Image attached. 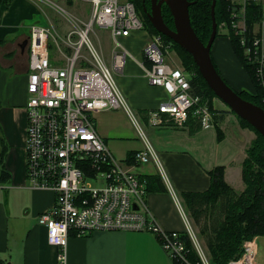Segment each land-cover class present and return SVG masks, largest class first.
Masks as SVG:
<instances>
[{
    "label": "built area",
    "instance_id": "built-area-1",
    "mask_svg": "<svg viewBox=\"0 0 264 264\" xmlns=\"http://www.w3.org/2000/svg\"><path fill=\"white\" fill-rule=\"evenodd\" d=\"M89 2L92 14L84 26L73 19L75 29L61 36L55 28L34 25L28 42L26 179L30 188L51 190L57 195L54 206L39 217V223L46 226L49 243L59 250L58 264H68L71 231L79 236L97 231L153 233L177 264H191L188 238L201 264H209L191 227L180 233L159 226L146 202L147 180L117 159L97 130V111L120 109L128 112L141 129L117 87L115 75L123 71L129 54L120 39L145 29L146 24L130 0ZM227 2L230 22L221 28H228L239 39L256 69L257 81L264 87V0ZM253 3L262 6V16L250 25L248 7ZM95 26L110 29L116 42L111 66L90 41ZM51 39L58 45L62 65L51 59ZM84 48L89 57L82 53ZM173 52L172 44L162 34L150 33L143 49L146 74L151 85L166 91L168 99L146 113L149 124L184 128L192 118L202 129H214L216 120L208 102L192 91L195 73L179 66ZM155 157L147 146L134 153L133 160L143 164ZM253 260L254 250L248 243L243 255L229 264H253Z\"/></svg>",
    "mask_w": 264,
    "mask_h": 264
},
{
    "label": "crops",
    "instance_id": "crops-1",
    "mask_svg": "<svg viewBox=\"0 0 264 264\" xmlns=\"http://www.w3.org/2000/svg\"><path fill=\"white\" fill-rule=\"evenodd\" d=\"M40 18H44L40 5L33 0H0V144L3 151L0 153H4L0 166L4 164L6 171L3 175V169H0V259L5 264H58L59 250L49 243L47 228L39 223V217L54 206L57 195L51 190L28 186L27 129L25 144L18 135L17 114L20 109L26 113L29 99L28 42L31 29L34 25L50 26L46 19L43 24L34 23ZM72 25L75 29L74 23ZM149 37L145 25V29L133 31L121 39L130 51L124 45L129 54L123 71L115 75L117 87L141 129H137L123 109L97 111L95 124L117 159L141 176L161 177L166 191L148 192L146 198L159 226L180 233H185L187 226L191 227L210 261L183 194L207 191L211 186L209 172L217 167L225 168L226 183L235 192L242 193L246 188L243 167L249 147L232 134L229 137L222 125L220 131L215 127L211 133L212 129L191 132L188 127H153L149 124L146 113L168 99L166 91L151 85L146 74L148 65L143 49ZM53 44L51 59L58 64L61 53L57 43L53 41ZM97 49L111 66L113 56L111 60L106 58L101 43ZM84 56L89 57L88 53ZM212 57L222 76L234 88L242 86L240 89H245L249 85V77L234 52L231 37H217ZM147 146L154 151L155 159L135 164L132 160L134 153ZM250 243L254 250L253 264H264V235L255 237ZM67 254L68 264H177L162 248L156 235L143 231H97L86 236L71 231Z\"/></svg>",
    "mask_w": 264,
    "mask_h": 264
},
{
    "label": "trees",
    "instance_id": "trees-1",
    "mask_svg": "<svg viewBox=\"0 0 264 264\" xmlns=\"http://www.w3.org/2000/svg\"><path fill=\"white\" fill-rule=\"evenodd\" d=\"M130 1L133 2L137 8H139V3H141V8L143 10L147 9L148 12L151 10V0ZM189 1L196 2L190 7L192 27L198 37L206 44L212 33V0ZM255 6L257 5L255 4ZM255 6L250 5L248 7V21H251V25L262 16V6ZM162 13L168 26L174 28L173 17L167 5L163 6ZM229 13V3L227 0H217L216 19L219 24L217 37L219 35L228 36L224 35V33L220 34L219 28L230 22ZM145 22L151 34L158 33L152 27L148 18ZM229 37L232 39L234 52L249 77V85L246 87L248 90L242 88L241 91H239L234 88L222 76L214 59L213 62L224 80L235 89L242 98L264 108V87L257 81L254 66L245 55V49L240 44L239 39L232 33L229 34ZM163 38L166 42L172 44L173 50L177 55L180 56L179 53H182L180 58L181 60L183 59L184 66L195 71V76L191 80L192 91L195 95H199L204 101L208 102L216 118L218 112L212 109V99L216 98V95L200 75L193 58L170 38L164 35ZM250 84L253 85L251 90L249 89ZM218 124L219 121L216 120V129H218ZM186 126L191 132L202 129L200 123L192 118ZM247 154L248 156L243 167V181L246 188L242 193L235 192L226 183L225 168L217 167L209 172L211 176V186L207 191L186 192L183 194V198L188 205L194 223L198 227L199 234L209 252L211 264H229L232 260L239 259L243 255L245 246L248 243L255 237L264 235V138L259 133L257 139L249 146ZM5 173L6 171L3 169L2 174ZM142 178L147 180L148 192L166 191V187L159 175L142 176ZM186 241L189 250V261L191 264H201L200 257L195 251L192 242L188 238ZM0 264H5V262L0 259Z\"/></svg>",
    "mask_w": 264,
    "mask_h": 264
},
{
    "label": "water",
    "instance_id": "water-1",
    "mask_svg": "<svg viewBox=\"0 0 264 264\" xmlns=\"http://www.w3.org/2000/svg\"><path fill=\"white\" fill-rule=\"evenodd\" d=\"M151 11L145 9L152 27L160 34L188 52L217 98L221 99L239 118L249 123L264 138V108L249 102L233 89L218 72L212 58V48L218 35L216 19L217 0H212V33L205 44L192 27L189 0H151ZM167 5L174 21V28L165 22L162 9Z\"/></svg>",
    "mask_w": 264,
    "mask_h": 264
},
{
    "label": "rangeland",
    "instance_id": "rangeland-1",
    "mask_svg": "<svg viewBox=\"0 0 264 264\" xmlns=\"http://www.w3.org/2000/svg\"><path fill=\"white\" fill-rule=\"evenodd\" d=\"M33 1L40 5V12H41L42 16L44 17L43 20L46 19L47 23L50 24V26H49L50 28H53V27L57 28L58 29L57 31L60 34L61 33L67 34L69 31H72L74 29V26L72 25V23H74L73 19H75V17L79 20L80 24L82 26H84V24H86L89 21L91 14H92V6H91L89 0H75V1H70V0H50V1L49 0H33ZM122 1H127V0H122ZM55 4L57 6H61V9L65 10L67 13L66 12L63 13V11H60ZM137 14H138L139 18L145 23V19H147L148 16H147L145 9L143 10L141 8V3H139V8H137ZM48 17L50 18L49 20H51V23L49 22V20H47ZM66 17H68L72 23L69 22ZM43 20H42V18H40L38 21H36V22L34 21V23L43 24V22H44ZM61 26L63 27V29L60 30ZM219 33L220 34L224 33V35H228V36L230 34L228 31V28L227 29L219 28ZM218 37H220V35ZM89 38H90V41L92 42V44L97 48H99V44L101 43L106 58L108 60H111L113 49L116 46V44H115L116 42L112 38L111 30L105 29V28H100L99 26H95L91 30V32L89 34ZM120 41H121V39H120ZM50 46H51V53L53 54L52 51H54V49H53L54 44H53L52 39L50 40ZM132 46H134V45H132ZM125 47L127 49H129V51H130L129 47H127L126 45H125ZM82 53L84 55L87 54L88 53L87 48H84ZM179 54H180V56L182 55V53H179ZM172 56L180 64V66H183V68H185V70H187L188 72H190L192 74L195 73V71L193 69H190L189 67L186 68L184 66V63L182 61L183 59L181 60L180 56L177 55V53L175 51L172 53ZM57 58L59 59V54L57 55ZM62 64L63 63L60 62L57 65H62ZM254 71H256L255 68H254ZM252 86L253 85L250 84V87H249L250 90L252 89ZM240 88L237 90L241 91ZM246 90H248V89H246ZM212 107H213L212 109L214 111L218 112L217 117L215 119L219 121V124H218V130L219 131H220V127L222 125V127L225 129V131L227 132L229 137L232 134L235 139H239V141H242L244 143L245 147H247V148L251 145V143L255 139H257V137H258L257 131L252 126H250L249 123L243 121V119L239 118L233 111H231V109L228 107V105L225 104L221 99H219L217 97L212 99ZM17 116H18V135H19L20 141H23L25 144L26 129H27V112L25 113L24 109H20L18 111ZM156 129H160V128H156ZM145 131H146L147 136L149 137L148 130L146 129ZM210 131H211V133H213L215 131V129H212ZM1 135H2V131L0 129V137H1ZM149 139H150V141H152L151 138H149ZM0 150H1V144H0ZM0 152H3V151L1 150ZM3 154L4 153H2V154L0 153V163L1 164H2V162H1L2 156H4ZM3 168H4V164L2 166H0V169H3ZM200 241H201V244L205 247L203 239H201ZM209 264H211L210 261H209Z\"/></svg>",
    "mask_w": 264,
    "mask_h": 264
},
{
    "label": "bare ground",
    "instance_id": "bare-ground-1",
    "mask_svg": "<svg viewBox=\"0 0 264 264\" xmlns=\"http://www.w3.org/2000/svg\"><path fill=\"white\" fill-rule=\"evenodd\" d=\"M253 6H255V4H251ZM255 7H259V5L255 6ZM253 22V21H252ZM250 25H251V21H249ZM219 25V24H218Z\"/></svg>",
    "mask_w": 264,
    "mask_h": 264
}]
</instances>
